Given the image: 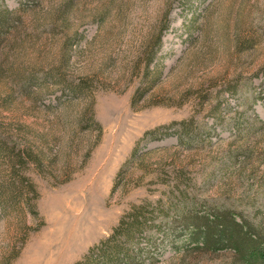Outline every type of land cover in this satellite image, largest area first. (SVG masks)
<instances>
[{
  "label": "rangeland",
  "instance_id": "1",
  "mask_svg": "<svg viewBox=\"0 0 264 264\" xmlns=\"http://www.w3.org/2000/svg\"><path fill=\"white\" fill-rule=\"evenodd\" d=\"M5 8L0 132L40 163L21 171L36 194L23 190L20 214L0 208V264H76L140 206L146 226L114 264H247L228 244L205 246L203 230L219 233L220 217L264 235V0H0ZM159 33L147 88L135 67ZM58 67L89 93L60 106L68 88L22 89L26 74ZM92 101L95 130L78 124Z\"/></svg>",
  "mask_w": 264,
  "mask_h": 264
},
{
  "label": "trees",
  "instance_id": "2",
  "mask_svg": "<svg viewBox=\"0 0 264 264\" xmlns=\"http://www.w3.org/2000/svg\"><path fill=\"white\" fill-rule=\"evenodd\" d=\"M67 12L68 11L63 9L60 18L63 19ZM11 15L12 11L8 8L0 10V38L2 36L1 34L5 33H2L3 31H10L12 28H9V22L12 21ZM161 38L162 35L160 33L157 34L150 45L151 47L143 53L141 62L136 64L135 67L137 70L143 67L141 71L143 79L145 80L144 82L149 85L147 88H151L158 78L155 77V75H158L157 71L153 72L150 68L152 65L156 64L155 61H157V53L161 46ZM64 61L68 65V54L66 59H63V62ZM142 63L143 66L141 67ZM26 75L27 76L23 80L24 82H22V89L27 90V95L30 97L31 95H33L32 97L39 96L48 83L68 88V96L70 95V98L60 99V106L69 105L73 99H79L87 95L91 90L88 80L80 79V81L77 82L71 80L60 67L47 73L41 80L35 76L34 72ZM137 98V100L135 99L136 101L142 98V95L139 94ZM93 104L94 101H92L91 107H89L88 110L86 108L85 110L87 111L83 112L78 122L81 128L95 130L99 125L94 118ZM1 134L3 133L0 132V159L7 160L6 163L12 165V172L8 178L5 177L0 181V208L4 216L9 215L12 211L20 214V208L17 207V204L19 205L20 199L23 197V190H28V192L36 194V189L31 179L22 176L23 173H21V171L28 163V159L33 160L38 165L40 162L37 155L34 154L35 152L30 148H25V146H22L21 142H17L14 138L5 137ZM144 208V206L137 207L134 213L131 214L130 222L123 223L122 221L120 226L118 225L115 228L114 233L108 239L102 240L99 244L90 248L82 260L78 261L76 264H114L115 259L117 260L122 254L128 256L126 244L132 241L135 232L141 230L143 225L146 226L148 218L146 217ZM214 222L217 223L216 225L220 226L219 233L215 234L211 233L210 230H203L206 232L205 235L207 234L205 246L211 244L212 241L219 243L218 246L223 248L227 246L225 244H228L230 248L240 255L241 263L264 264L263 234L246 231L247 228L241 232L240 226L234 223L233 220L227 221L228 223L226 224L225 221L219 217V221L215 220ZM222 225H225L224 227H226L225 229H227L228 232H223ZM218 235L220 238L214 240V237Z\"/></svg>",
  "mask_w": 264,
  "mask_h": 264
}]
</instances>
